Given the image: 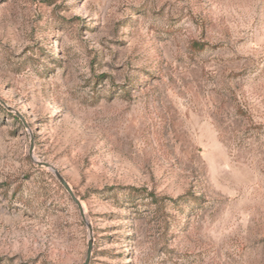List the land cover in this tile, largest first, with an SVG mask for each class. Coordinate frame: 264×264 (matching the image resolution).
I'll list each match as a JSON object with an SVG mask.
<instances>
[{"label": "rangeland", "instance_id": "obj_1", "mask_svg": "<svg viewBox=\"0 0 264 264\" xmlns=\"http://www.w3.org/2000/svg\"><path fill=\"white\" fill-rule=\"evenodd\" d=\"M0 100V264L86 261L39 163L90 264H264V0H0Z\"/></svg>", "mask_w": 264, "mask_h": 264}, {"label": "water", "instance_id": "obj_2", "mask_svg": "<svg viewBox=\"0 0 264 264\" xmlns=\"http://www.w3.org/2000/svg\"><path fill=\"white\" fill-rule=\"evenodd\" d=\"M0 103L5 105V103L2 100H0ZM29 154H30L31 158L34 160V158H33V141L31 143V148H30ZM39 164H41L47 168H50L51 170L54 171V173L57 176L58 180L60 181L61 185L65 188V190L69 193L72 200L78 206L80 214H81L84 222L87 224L88 229H89V233H90V239H89L88 250H87V258H86V261L84 263V264H90V261H91L92 255H93V248H94L93 227H92V224L87 220V217H86V214H85V211H84V208H83L81 201L77 198L73 189L71 188L69 183L65 180V178L52 165H50L48 163H39Z\"/></svg>", "mask_w": 264, "mask_h": 264}, {"label": "trees", "instance_id": "obj_3", "mask_svg": "<svg viewBox=\"0 0 264 264\" xmlns=\"http://www.w3.org/2000/svg\"><path fill=\"white\" fill-rule=\"evenodd\" d=\"M195 46L202 47V45H200L199 43H195Z\"/></svg>", "mask_w": 264, "mask_h": 264}]
</instances>
